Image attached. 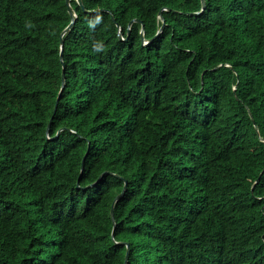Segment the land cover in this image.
Returning <instances> with one entry per match:
<instances>
[{"label": "trees", "instance_id": "1", "mask_svg": "<svg viewBox=\"0 0 264 264\" xmlns=\"http://www.w3.org/2000/svg\"><path fill=\"white\" fill-rule=\"evenodd\" d=\"M81 1L0 0V264H264V0Z\"/></svg>", "mask_w": 264, "mask_h": 264}, {"label": "water", "instance_id": "2", "mask_svg": "<svg viewBox=\"0 0 264 264\" xmlns=\"http://www.w3.org/2000/svg\"><path fill=\"white\" fill-rule=\"evenodd\" d=\"M69 1L70 0H66V4H67V7H68V11L70 13V16H71V21L66 26V28L63 30L62 34L65 33L67 30H69L70 26L72 25V23L74 22V19L76 17V14L73 12V10H72V8H71V6L69 4ZM77 2H78V4L82 8H84L81 0H77ZM201 3H202V5H204V0H201ZM134 21H139V20L138 19H132V20L129 21V25L132 22H134ZM163 27H164V24L162 23L161 26L159 27L158 31L155 33V35L153 37H151L150 39L145 40L143 38V24H141V41H142V43L143 44H147V43L151 42L162 31ZM62 49H63V41L61 40V42H60V55H59L61 61H62ZM64 80H65V68H64V65H63V62H62V68H61V87H60V90H59L58 95H57V98H56V102H55V105H54V108H53V113L55 112L57 100H58L59 95H60V93L62 91V88L64 86ZM50 122H51V118L49 119V121L47 123L46 131H48V129H49ZM85 155H86V153H85ZM85 155L82 158V162H81V166H80V173H82V170H83V167H84V157H85ZM100 176L93 183L89 184L88 186H91V185L97 183V181L99 180ZM124 186H126V181H124ZM122 193H123V191L116 196V199H118L122 195ZM110 213H111V217H112V220H113V208H111ZM127 258H128V244H126V253H125V257H124V264H126Z\"/></svg>", "mask_w": 264, "mask_h": 264}, {"label": "clouds", "instance_id": "3", "mask_svg": "<svg viewBox=\"0 0 264 264\" xmlns=\"http://www.w3.org/2000/svg\"><path fill=\"white\" fill-rule=\"evenodd\" d=\"M73 12H74V11H73ZM75 18H76V17H75ZM74 20H75V19H74ZM65 28H66V27H65ZM65 28H64V29H65ZM62 32H63V31H62ZM63 34H64V33H63ZM63 34H62V35H63ZM62 35H61V36H62Z\"/></svg>", "mask_w": 264, "mask_h": 264}, {"label": "bare ground", "instance_id": "4", "mask_svg": "<svg viewBox=\"0 0 264 264\" xmlns=\"http://www.w3.org/2000/svg\"><path fill=\"white\" fill-rule=\"evenodd\" d=\"M238 148V147H237Z\"/></svg>", "mask_w": 264, "mask_h": 264}]
</instances>
